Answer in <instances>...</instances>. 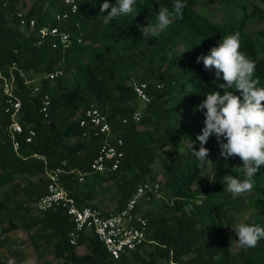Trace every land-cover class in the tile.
Here are the masks:
<instances>
[{"label": "trees", "instance_id": "obj_1", "mask_svg": "<svg viewBox=\"0 0 264 264\" xmlns=\"http://www.w3.org/2000/svg\"><path fill=\"white\" fill-rule=\"evenodd\" d=\"M206 1L225 9L237 7L240 12L215 21L196 10L195 0H183V19H174L158 36L143 37L137 26L155 23L159 7L171 11L172 0H137L131 15L112 21H106L107 12L100 11L104 0H76L78 9L69 15L66 24L73 41L52 48L46 40L38 42L35 31L46 23H56L54 14L65 9L62 0H48L44 8L40 3L32 4L23 12V18L17 13L18 5L23 7L24 3L0 0V68L5 70L15 61L29 78L41 77L31 84H23L18 76L15 79L13 93L21 100L18 119L36 132L31 143L21 140L18 153L4 133L9 117L3 111L0 78L2 231L18 226L13 220L17 214L25 229L37 226V238L41 236L53 244L56 257L62 258L59 264H264V239L255 248L245 250L236 245L238 237L227 230L232 222L227 210L240 207L249 195L252 198L246 205L253 209L254 217L245 222L264 227V167L253 177V190L234 197L223 190V176L232 174L243 179L242 161L238 157L220 158L214 135L205 145L210 156L215 154L213 175L206 170L208 161L200 169L191 153L192 142L199 150L196 137L205 119L194 107L206 99L208 92H223L218 87L223 80L213 83L214 70H205L202 61L197 63V57L207 55L212 48H208L210 41L219 42L223 35L239 32L241 51L256 62L258 86L264 87V27L256 33L249 30L255 18L264 22V0H253L251 7L241 0ZM108 2L115 5L116 0ZM30 19L35 20L34 29L28 27ZM177 45H183L187 53L180 68ZM55 70L58 74L54 79L45 77ZM149 71L153 80L147 79ZM130 79L148 83V102L137 98ZM35 83L40 87L37 93L32 91ZM44 93L50 97L46 117L38 111ZM90 105L106 114L112 133L123 139L124 156L115 170L90 169L102 140L94 130L79 126V115ZM137 110L142 115L134 120ZM84 131L88 136L82 137ZM168 146L178 149L175 155L170 159L158 157L157 151ZM34 153L44 156V160L34 157ZM61 160H66L67 170L87 171L82 182L74 173L62 175L63 186L77 205L97 207L104 213L120 210L139 184L158 182L160 196L149 194L143 206L136 207L147 220L149 242L113 259L89 231L76 245H70L67 234L73 223L62 210L47 211L31 220L35 201L46 192L45 170L56 167ZM17 176H22L24 182ZM107 182L111 183L104 187ZM6 185L9 190H2ZM112 190L118 197L114 209L109 210L104 206L105 195ZM81 246L85 251L78 253ZM234 246L238 247L236 254Z\"/></svg>", "mask_w": 264, "mask_h": 264}, {"label": "built area", "instance_id": "obj_2", "mask_svg": "<svg viewBox=\"0 0 264 264\" xmlns=\"http://www.w3.org/2000/svg\"><path fill=\"white\" fill-rule=\"evenodd\" d=\"M62 4L65 6L64 11L54 14L56 23L53 25L46 23L35 31L38 42L46 40L52 48L67 46L73 41L66 24L69 15L77 11L78 5L76 0H62ZM17 16L23 18V12L18 11ZM28 27L30 29L35 28L34 19L29 20ZM77 41H80V38H77ZM57 74L58 70H55L46 74L45 77L54 79ZM17 76L23 79V84H31L41 78L39 75L29 78L22 69L18 68L15 61H12L5 70L0 68L3 111L9 117L4 133L15 153L19 152L21 140L27 144L31 143L36 134L31 125L24 126L18 119L21 112V100L13 93ZM129 83H131L139 100L143 102L150 100L146 92L148 84L146 81L130 79ZM157 86L159 87V85ZM32 91L34 93L39 92V85L35 83L32 86ZM49 106V94L44 93L39 105V113L46 117ZM141 115V110H137L133 113V119L138 120ZM78 123L81 128L88 127L94 130L95 135H102L90 169L95 172L117 169L124 156L121 148L123 139L112 133L106 114L95 105H90L79 115ZM86 131L82 132V137L88 136ZM33 156L44 160V156L37 153H34ZM65 173H74L77 180L82 182L87 171L67 170L66 160H61L56 167L45 170L46 192L35 201L34 209L40 214L47 211H64L73 223L72 229L67 234L70 245H76L82 234L89 231L103 244L113 259H119L144 242H149L147 240V220L142 211L137 210L136 207L138 205L143 206V202L150 198L149 194L155 195L156 198L160 196L158 182L146 181L139 184L132 197L125 202L120 210L104 213L102 209L97 207L77 205L74 197L63 186L62 175ZM0 264H4L1 253Z\"/></svg>", "mask_w": 264, "mask_h": 264}, {"label": "clouds", "instance_id": "obj_3", "mask_svg": "<svg viewBox=\"0 0 264 264\" xmlns=\"http://www.w3.org/2000/svg\"><path fill=\"white\" fill-rule=\"evenodd\" d=\"M136 3L137 0H116L112 5L104 0L100 11L107 12L104 15L106 21H112L131 15ZM185 8L183 0H172L171 11L161 5L155 23L137 26L141 36H158L174 19H183ZM241 47L239 32L225 34L207 55L197 57V63L202 61L205 70H214L213 83L223 80L218 85L223 92H208L206 99L194 107V111L202 112L205 119L201 134L196 137L200 142L199 150L194 147V142L191 147L200 169L211 160L210 150L205 145L213 135L220 149V158L228 160L238 157L242 161L243 179L232 174L223 176V190L234 197L251 192L254 188L253 177L264 167V87L258 86L256 62L241 51ZM231 228L238 237L235 243L241 249L255 248L264 239L262 226L239 222ZM8 264H15V261L9 260ZM24 264L33 262L25 260Z\"/></svg>", "mask_w": 264, "mask_h": 264}, {"label": "rangeland", "instance_id": "obj_4", "mask_svg": "<svg viewBox=\"0 0 264 264\" xmlns=\"http://www.w3.org/2000/svg\"><path fill=\"white\" fill-rule=\"evenodd\" d=\"M20 3H24V6L21 7V5H18L19 11L25 12L28 7H30L32 4H38L40 3L42 5V8L45 7V5L47 4L48 0H19ZM243 2H245V5H249L248 7H251V5L254 3L252 2L253 0H241ZM257 1L255 0V3ZM195 7L196 10L202 14H206L209 17H211L213 20L215 21H220L223 16H225L226 14H232V13H239L240 9H238L237 7H235V9L232 6H228L226 9L224 7H222L219 4H208V2L206 0H195ZM262 27H264V22L259 20L258 18H255L251 23H249V30L252 33H256L257 30L261 29ZM218 44V41H210L208 44V48L210 49L211 47L215 46ZM175 54L177 56L178 59V66L177 68H180V66L183 64L184 60H187V53L184 50L183 45H177L175 47ZM184 56H186L184 58ZM166 62L163 64L162 69H164L166 67ZM152 67V66H150ZM147 79H151L153 80V75L151 74V72L149 71L147 73ZM178 149L174 148L173 146H168V147H164L161 150L157 151V155L158 157H162V158H166V159H170L172 158L176 151ZM220 150H216V153H219ZM215 154H212L209 158L211 160L208 161V166H207V172L210 173V175L212 174L213 171V161H214V156ZM17 179L23 181V177L21 176H17ZM211 181H213V176H211ZM111 182H107L105 184H103L104 187H107ZM9 186L6 185L2 188V190H8ZM1 191V190H0ZM10 193V191H9ZM106 199H105V208L109 209V210H113L116 203H117V193L115 190H112L110 192H107L105 195ZM252 198V195H249L247 197L244 198L243 203L240 205V207H231L227 210V216L228 219L232 222L229 223L227 230L229 232H231L232 234H235L234 231L232 230V226L236 223L239 222H245L247 219H252L254 217V211L253 209L246 205V203L248 201H250V199ZM238 250L237 246H234L232 248L233 253L236 254ZM85 251V248L83 246L77 248V252L78 253H82ZM62 259L60 257H56V264L60 263ZM3 263L4 264H8L7 259L4 258L3 259Z\"/></svg>", "mask_w": 264, "mask_h": 264}, {"label": "crops", "instance_id": "obj_5", "mask_svg": "<svg viewBox=\"0 0 264 264\" xmlns=\"http://www.w3.org/2000/svg\"><path fill=\"white\" fill-rule=\"evenodd\" d=\"M29 215L31 220H36L41 214L33 208ZM13 220L18 224L16 228L4 232L1 230L2 226L0 227V253L2 259L6 258L7 262L14 260L15 264H24L25 260H31L33 264H56L55 248L51 242H47L48 240L43 239V237L37 238V234H40L38 227L25 229L20 224L17 214L13 215ZM5 224L6 221L2 223L3 226Z\"/></svg>", "mask_w": 264, "mask_h": 264}]
</instances>
